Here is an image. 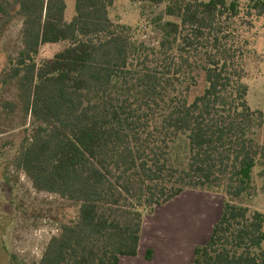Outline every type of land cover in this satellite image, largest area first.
<instances>
[{"label":"trees","instance_id":"16d2710c","mask_svg":"<svg viewBox=\"0 0 264 264\" xmlns=\"http://www.w3.org/2000/svg\"><path fill=\"white\" fill-rule=\"evenodd\" d=\"M115 1L76 0L71 22L66 0L0 1L1 18L27 19L7 77L46 126L18 166L78 214L40 264L137 256L145 217L187 190L229 198L190 264H264V212L234 203L250 194L258 166L264 179V112L248 104L233 27L244 0H148L165 5L157 46L110 19ZM251 3L249 15L262 16L264 0ZM56 43L67 47L39 64L41 47Z\"/></svg>","mask_w":264,"mask_h":264},{"label":"rangeland","instance_id":"374dc122","mask_svg":"<svg viewBox=\"0 0 264 264\" xmlns=\"http://www.w3.org/2000/svg\"><path fill=\"white\" fill-rule=\"evenodd\" d=\"M66 4L65 20L71 22L76 16V0H66ZM251 4V0L242 1L241 16L233 27L245 50L241 63L246 72L243 83L249 88L248 104L253 111L264 112V14L258 16V12L252 11L249 15ZM164 10L165 5H154L148 0H116L110 19L130 27L141 42L157 46L162 36L158 19ZM26 20L15 15L0 17V239L9 264H40L50 241L61 236L66 219L78 215L76 204L57 193L40 191L32 176L18 166L31 139L39 128L46 127L25 112L18 81L7 77L10 61L25 49ZM66 47V43L42 46L38 63L53 59ZM200 75L203 90L204 75ZM257 141L264 143V130L259 131ZM260 172L258 166L253 175V189L235 199L236 205L264 212V179ZM211 194L219 201L229 200L223 192ZM0 264H4L2 258Z\"/></svg>","mask_w":264,"mask_h":264},{"label":"crops","instance_id":"0c3cea01","mask_svg":"<svg viewBox=\"0 0 264 264\" xmlns=\"http://www.w3.org/2000/svg\"><path fill=\"white\" fill-rule=\"evenodd\" d=\"M214 196L187 190L157 207L144 220L137 256H123L119 264H190L196 247L209 242L215 224L221 219L225 200L219 201ZM4 253L0 239V259L9 264Z\"/></svg>","mask_w":264,"mask_h":264}]
</instances>
